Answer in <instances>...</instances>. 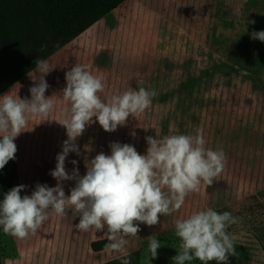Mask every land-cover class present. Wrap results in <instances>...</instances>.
Wrapping results in <instances>:
<instances>
[{
  "label": "rangeland",
  "instance_id": "374dc122",
  "mask_svg": "<svg viewBox=\"0 0 264 264\" xmlns=\"http://www.w3.org/2000/svg\"><path fill=\"white\" fill-rule=\"evenodd\" d=\"M216 1L126 0L100 21L99 30L91 35L94 42L86 31L84 44L70 42L47 60L51 71L44 77L49 85L45 96L53 100V109L46 116L30 115L14 139L18 179L26 186L22 196L30 195L37 183L55 187L57 181L49 173L67 139L66 129L56 122L69 106L62 94L65 72L79 64L102 79L104 91L98 93L102 99L140 87L156 95L149 109L129 116L114 132H105L93 117L76 140L80 154L70 152L66 158L69 174L76 167L83 176L86 161L100 152L109 155L112 142L131 144L145 154L147 136L194 137L199 132L206 148L223 150L224 168L211 185L202 181L179 210L160 216L157 225L140 224L136 236L126 237L120 253L106 252L109 259L139 252L140 264H174L179 245L175 220L212 208L231 213L237 221L226 229L235 249L227 264H264V196L257 195L264 192V67L253 74L236 64L254 40L251 33L264 31V0H242L231 8L225 5L219 14ZM37 75L35 69L3 95L10 92L30 99L29 88ZM62 183L69 195L75 181ZM70 208L66 206L64 215L50 211L37 231L24 239L6 235L0 227L1 263H88L83 258L90 253L89 240L106 233L91 229L84 239L77 238L79 217ZM67 221L73 227L66 229ZM152 235L161 242L155 259L148 252ZM185 264L202 262L194 259Z\"/></svg>",
  "mask_w": 264,
  "mask_h": 264
},
{
  "label": "clouds",
  "instance_id": "9594fccd",
  "mask_svg": "<svg viewBox=\"0 0 264 264\" xmlns=\"http://www.w3.org/2000/svg\"><path fill=\"white\" fill-rule=\"evenodd\" d=\"M251 38L264 42V31H253ZM48 62L38 59L34 86L29 88L30 99L0 96V169L15 159L14 139L27 124L30 115L46 116L53 109V100L45 96L49 88L45 76L50 72ZM66 86L63 98L69 102L63 119L56 120L66 129L67 139L56 156V165L50 175L57 181L55 187L37 183L30 195H21L25 185L14 186L0 200V227L4 234L24 239L49 218V213L64 215L66 206L79 217L75 228L106 233V252L120 253L127 244L126 237L136 236L140 224L149 227L159 223L162 215H170L184 204L188 193L197 191L201 182L211 185L224 168L222 149L205 147L199 132L196 136L176 134L162 138L147 136L145 154H139L128 143L112 142L110 154L98 153L86 161V173L81 176L74 167L71 174L65 166L70 152L79 155L76 140L86 125L96 122L105 132H114L152 105L155 91L140 87L123 93L105 96L102 79L92 75L85 66L76 64L65 72ZM38 81V83H36ZM147 129V128H145ZM71 163L77 165L76 160ZM74 180L75 186L66 195L63 181ZM167 189L164 191L163 189ZM138 222V223H134ZM236 218L225 211L218 213L207 208L174 222V235L179 238L174 264L198 259L202 264L216 261L227 264L235 253L233 241L226 229ZM161 242L149 237L148 252L157 258ZM123 264H129L127 259Z\"/></svg>",
  "mask_w": 264,
  "mask_h": 264
},
{
  "label": "trees",
  "instance_id": "16d2710c",
  "mask_svg": "<svg viewBox=\"0 0 264 264\" xmlns=\"http://www.w3.org/2000/svg\"><path fill=\"white\" fill-rule=\"evenodd\" d=\"M126 0H0V96L36 69V61L49 60L65 45L116 10ZM242 0H217L216 11ZM250 40V39H249ZM248 40V41H249ZM241 71L259 74L264 67V45L252 40L236 60ZM20 185L15 159L0 169V200ZM22 195V192H21ZM264 196V192L257 194ZM107 239L90 243L92 252L105 251ZM140 264V253L102 264ZM217 264L210 261V264ZM1 264V246H0Z\"/></svg>",
  "mask_w": 264,
  "mask_h": 264
},
{
  "label": "crops",
  "instance_id": "0c3cea01",
  "mask_svg": "<svg viewBox=\"0 0 264 264\" xmlns=\"http://www.w3.org/2000/svg\"><path fill=\"white\" fill-rule=\"evenodd\" d=\"M106 17V16H105ZM104 19V18H103ZM102 21V20H101ZM101 23L102 22H98V23H96L95 25H93L92 27H91V29L90 30H88V34L86 35V37L87 36H90L91 38H92V41L94 42V40H93V37L91 36V35H94L93 33H94V31H95V33H96V31H98L99 30V27L101 26ZM72 42V46H80V44L81 43H85V33L83 34V35H81V36H79L77 39H75V40H73V41H71ZM84 47H85V45H84ZM72 48H74V47H72ZM1 96H3V94L1 95ZM14 143H15V141H14ZM20 183V182H19ZM264 190V189H263ZM71 214V213H70ZM69 214V215H70ZM65 217V216H64ZM68 227H73L72 226V224L69 222V221H67L66 222V229L68 228ZM84 233L85 232H83V231H79V230H77L76 231V237L78 238V237H80V236H82V238L84 239ZM102 239H106V236L105 237H97V239L96 240H102ZM92 241H94V240H89V243H88V246H90V243L92 242ZM0 246H1V244H0ZM79 246V245H78ZM84 245H82L81 244V246L80 247H83ZM88 251H90V253L88 254L87 253V256H86V258H83V262H88V263H86V264H102V263H104V262H107V261H109V260H112V259H109V258H107L106 257V251H101V252H92L91 250H88ZM85 257V256H84ZM119 257V256H118ZM117 258V257H116ZM78 262H80V263H78V264H82L81 262L82 261H78ZM2 264V263H1ZM5 264H12L10 261H6L5 262ZM14 264H21V263H19V262H16V263H14ZM23 264V263H22ZM85 264V263H84Z\"/></svg>",
  "mask_w": 264,
  "mask_h": 264
}]
</instances>
